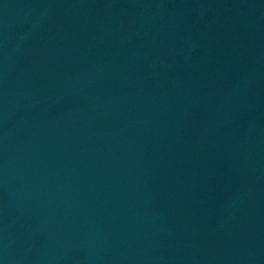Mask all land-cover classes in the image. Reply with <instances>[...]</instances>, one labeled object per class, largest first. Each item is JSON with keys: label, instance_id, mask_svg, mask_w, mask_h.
<instances>
[{"label": "water", "instance_id": "1", "mask_svg": "<svg viewBox=\"0 0 264 264\" xmlns=\"http://www.w3.org/2000/svg\"><path fill=\"white\" fill-rule=\"evenodd\" d=\"M0 264H264V0H0Z\"/></svg>", "mask_w": 264, "mask_h": 264}]
</instances>
